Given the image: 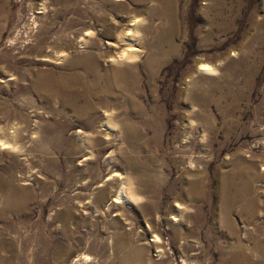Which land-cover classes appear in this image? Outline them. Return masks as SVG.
I'll use <instances>...</instances> for the list:
<instances>
[{
  "label": "rangeland",
  "instance_id": "1",
  "mask_svg": "<svg viewBox=\"0 0 264 264\" xmlns=\"http://www.w3.org/2000/svg\"><path fill=\"white\" fill-rule=\"evenodd\" d=\"M0 264H264V0H0Z\"/></svg>",
  "mask_w": 264,
  "mask_h": 264
},
{
  "label": "bare ground",
  "instance_id": "2",
  "mask_svg": "<svg viewBox=\"0 0 264 264\" xmlns=\"http://www.w3.org/2000/svg\"><path fill=\"white\" fill-rule=\"evenodd\" d=\"M129 25H134V24H129ZM139 29L140 28H138V25L136 27H129L127 32H123V33L118 35V41L120 42L122 47L119 50V52H117L118 53L117 60H119L121 62H127V61L133 60L134 58H137L138 53H139V49L136 47V44H135L136 39L135 38H136V35L140 32ZM167 40L170 41L169 37H167ZM158 44L160 45V43H158ZM91 54H92V52H91ZM91 54L90 53L88 54V57L90 60L92 58ZM205 67L207 70H214L210 66H205ZM47 85H48V83L46 84V87H48ZM130 194H132V193H130Z\"/></svg>",
  "mask_w": 264,
  "mask_h": 264
}]
</instances>
